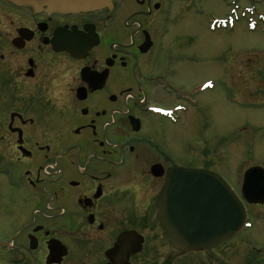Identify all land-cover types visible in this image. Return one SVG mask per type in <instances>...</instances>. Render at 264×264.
<instances>
[{"label":"flooded vegetation","instance_id":"af4514ba","mask_svg":"<svg viewBox=\"0 0 264 264\" xmlns=\"http://www.w3.org/2000/svg\"><path fill=\"white\" fill-rule=\"evenodd\" d=\"M199 4L111 0L74 12L0 0V176L22 184L0 233V264H224L226 253V264H263L264 242L248 232L264 203L243 201V228L208 250L175 245L162 220L169 197L179 209L192 197L179 191L191 179L177 169L210 170L185 166L161 137L213 89L210 77L174 80L173 62L196 61L174 48L181 34L169 51L170 22ZM169 185L177 187L161 218ZM172 224L183 228V218Z\"/></svg>","mask_w":264,"mask_h":264},{"label":"rangeland","instance_id":"374dc122","mask_svg":"<svg viewBox=\"0 0 264 264\" xmlns=\"http://www.w3.org/2000/svg\"><path fill=\"white\" fill-rule=\"evenodd\" d=\"M199 6V13L185 8L170 22L169 51L175 50L172 43L181 34L180 45L173 47L185 46L196 61L173 62L174 80L192 85L210 77L213 89L199 97L198 107L183 114V122L168 124L161 137L182 155L185 166L191 161L207 165L239 190L248 168L264 169V0H200ZM187 35L193 39L186 47ZM176 101L169 98V104ZM19 184L0 176V233L14 208L11 202L20 196ZM253 211L264 214V207ZM248 233L264 242V215ZM222 257L226 264L227 253Z\"/></svg>","mask_w":264,"mask_h":264},{"label":"water","instance_id":"95a60500","mask_svg":"<svg viewBox=\"0 0 264 264\" xmlns=\"http://www.w3.org/2000/svg\"><path fill=\"white\" fill-rule=\"evenodd\" d=\"M25 3L33 0H14ZM54 4L74 12L93 10L111 4V0H50ZM180 178L191 179L179 183V191L192 194L181 200V208L169 197L168 217L162 218V204L166 196L174 192L173 185L164 188L159 196L161 218L168 227L172 242L185 250H208L236 234L243 226L246 212L242 200L249 203H264V169L260 166L248 168L243 177L241 199L219 174L207 169L178 168ZM189 183V184H188ZM189 187V188H188ZM164 209V208H163ZM178 210L180 211L178 213ZM183 218L182 226L172 224Z\"/></svg>","mask_w":264,"mask_h":264}]
</instances>
